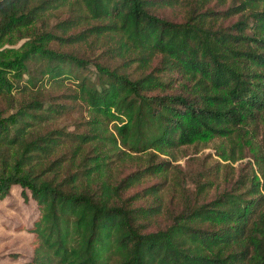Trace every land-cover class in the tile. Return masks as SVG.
I'll use <instances>...</instances> for the list:
<instances>
[{"label":"trees","instance_id":"1","mask_svg":"<svg viewBox=\"0 0 264 264\" xmlns=\"http://www.w3.org/2000/svg\"><path fill=\"white\" fill-rule=\"evenodd\" d=\"M14 33L0 200L38 208L25 264H264V0H0Z\"/></svg>","mask_w":264,"mask_h":264},{"label":"rangeland","instance_id":"2","mask_svg":"<svg viewBox=\"0 0 264 264\" xmlns=\"http://www.w3.org/2000/svg\"><path fill=\"white\" fill-rule=\"evenodd\" d=\"M61 16L64 17L63 14ZM54 22L55 20H53ZM31 29L23 30V32L28 33ZM20 35L21 33H14L3 38L0 41V53H4L5 56L11 58L21 55L27 49L30 38L28 36L24 38ZM14 94H17L16 91H14ZM0 107L5 111L4 115L8 117L14 113V110L8 108L6 102L1 98ZM75 117H77V114L64 118L60 123L62 126L71 125ZM208 154L214 156L213 159H217L213 150L206 149L199 154H191L178 164L181 165L182 169L197 170L200 168L201 162L195 161L193 163L190 159L194 157L199 160L206 159ZM247 161L248 159L241 162L246 163ZM241 162L234 164V166L238 167ZM27 195L25 197L23 189L15 186L9 196L0 200V264H25L32 256L33 235L20 228L31 227L37 219L39 211L31 194L27 192Z\"/></svg>","mask_w":264,"mask_h":264}]
</instances>
